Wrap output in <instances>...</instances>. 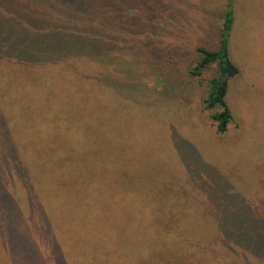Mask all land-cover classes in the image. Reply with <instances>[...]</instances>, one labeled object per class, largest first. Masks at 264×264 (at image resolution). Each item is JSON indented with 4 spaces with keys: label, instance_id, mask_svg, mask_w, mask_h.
Returning <instances> with one entry per match:
<instances>
[{
    "label": "rangeland",
    "instance_id": "1",
    "mask_svg": "<svg viewBox=\"0 0 264 264\" xmlns=\"http://www.w3.org/2000/svg\"><path fill=\"white\" fill-rule=\"evenodd\" d=\"M132 1L141 4L143 0ZM3 2L0 0V53L9 49L8 36L20 30L19 25L9 28ZM228 5H232L235 17L231 57L242 72L232 81L228 100L235 121L225 134L216 132L209 112L204 110L202 87L189 91L178 106L187 123L177 127L160 123L159 132L145 135L151 146L147 148L138 140V126L151 130L152 119L146 115L154 117L158 112L146 113V107L130 104V99L124 102L127 97H116L105 89L101 91L103 98L84 100L83 96L98 91L85 87L83 81H72L75 89L65 93L68 86L59 82L47 87V69L21 81L17 74H24V68L0 61V104L6 109L0 111V264H61L60 257L63 264H104L100 256L121 263L165 264L175 255L170 251L176 247L183 250L184 244L194 248L198 263L200 257H206L222 264L231 259L233 264H264V254L256 255L258 259L250 253L228 251L213 232V222L203 215L210 208L237 201L236 194L228 196L230 189L244 190L247 202L253 208L260 207L264 218V0H178L176 10L148 31H158L166 43L179 44L181 60L189 66L197 46L218 48ZM134 14L139 30L142 15L138 11ZM144 39L141 34L139 41ZM10 42L16 43V39ZM118 61L121 65L111 66V71L103 69L104 75L112 80L117 75L124 94L150 96L148 101L154 102L163 88L161 81L147 70L138 74L139 69L136 65L132 69L128 59L119 57ZM126 70L134 79L126 76ZM133 70L137 75L131 74ZM215 71L212 66L205 75L211 77ZM31 82L40 96L26 89V83ZM56 98L59 109L68 100L76 105L69 103L64 116L55 114ZM17 99L23 107L20 113ZM104 115L118 118L113 129L112 161L99 159L101 146L94 143L102 141L101 135L90 138L96 125L101 129L107 125ZM61 120H69V124ZM173 127L197 155L199 161H192L198 168L190 170L186 164L192 161L186 163L174 142L170 144ZM161 133H165L160 138L166 140L164 151L163 143H157ZM204 181H219L221 187L216 186V194L206 197L209 189ZM200 218L203 224L194 226ZM204 224L213 234L208 240L198 237L200 230L208 229ZM227 255L233 257L228 260Z\"/></svg>",
    "mask_w": 264,
    "mask_h": 264
},
{
    "label": "trees",
    "instance_id": "2",
    "mask_svg": "<svg viewBox=\"0 0 264 264\" xmlns=\"http://www.w3.org/2000/svg\"><path fill=\"white\" fill-rule=\"evenodd\" d=\"M3 3L7 6L8 22L11 23V26L8 25L9 28L16 29L19 25L20 30L11 38L8 36L7 46L9 49L0 53L2 55L0 61L13 64L16 69L24 68L26 71L24 74H17L22 78L21 81H24L25 77L34 76V72L38 70L47 69L49 70L47 87L59 82L58 84L68 86L65 93L69 89H75L72 86V81H83L85 87L96 88V91L99 92H95L92 96H83L84 100L85 98H88L89 101L98 97L103 98L101 91L105 89L110 90L116 97H127L124 102L128 103L127 99H130V104L146 107V113L158 112V115H154V117L145 114L152 119L149 123L152 127L151 130L147 129L148 126H138V134L141 133L138 140L143 141L141 145H145L147 148L151 147L149 143L145 142V135L153 130L159 132L160 123L168 122L170 126L176 127L177 124L187 123L186 117L179 113L181 109L178 106H182L183 98L189 96V91L195 90L197 87L203 88L201 96L203 107L209 112L217 133H227L234 123V113L228 96L232 81L241 75L242 69L231 57L230 39L235 23L232 5H228L223 14L218 48L197 46L196 56L192 62L194 64L185 66L180 57L179 44L166 43L161 35L156 34L158 31L156 33L152 31V34L149 33L151 31H148L149 26H153L164 15L176 10L178 0H143L141 4H136L132 0H4ZM135 11L139 12V16L142 15L139 23L140 31L134 25L133 19L137 15L134 14ZM141 34L145 36V39L139 41ZM14 38L16 43H11L10 41ZM119 57L128 59L127 64H130L132 69L136 65L139 69L138 74L147 70L161 81L163 88L155 95L154 102L148 101L150 96L140 98L134 95V92L133 94L129 92L124 94L126 91H122L117 75L113 77V80L104 75L103 69L111 71L121 65L118 61ZM212 66L216 67L215 74L207 77L205 71ZM126 72L128 78L134 79L127 70ZM119 73H121V68L117 74ZM133 73L136 72L133 70L131 74ZM4 81H8V79L5 77ZM5 83L9 84V82ZM21 83L24 85L23 82ZM25 87L28 90L36 91L35 84L32 82L26 83ZM38 93L41 95V92L36 91V95L40 96ZM54 93L57 97L60 96L59 93ZM5 98L9 101L12 100L11 96ZM16 101L19 104V99ZM69 103L76 105L73 100H68L67 104L59 109L56 107L60 104L57 99L53 113L66 115L67 108H70ZM180 103L181 105H178ZM101 105L112 107L111 104ZM149 106L158 108H149L148 110ZM18 110L19 113L23 110L20 104ZM0 111L6 112L5 107H1V104ZM104 117L102 119L107 125L102 129L97 128L96 125L93 134L91 130L90 138L92 136L98 138L101 135L102 141L94 143L101 146L98 152L99 159L112 161L113 147H115L112 142L115 136L113 129L118 118L114 115H104ZM165 119L167 120L165 121ZM61 123L69 124V120H61ZM154 127L159 129H154ZM176 129L178 128L173 127L172 132L170 131L169 137L172 135L170 144L174 142L176 150L186 163L192 161V158L198 160L197 155L194 156L189 150L188 141H185ZM164 134L161 133L157 137L159 139L157 143H163L164 147L161 148L163 151L166 149V143L164 144L166 140L160 141V138ZM181 156L177 158L178 163H180ZM186 165L189 169L190 167L198 168L197 165L193 166V161ZM201 166L205 168L204 165ZM204 168L200 167L199 170ZM204 182L209 189L206 190V197L216 194L214 192L216 186L221 187L219 181ZM229 193L236 194L239 199L223 204V206L210 208L203 215L208 216V219L213 222V232L218 233L225 247L227 246L226 249L231 253L242 251L255 257L264 254V218H261L260 207L250 206L244 190L232 192L228 189V196ZM87 205H89L88 199ZM194 224V226L199 224L201 226L202 218ZM204 225L207 226V224ZM210 230L209 227L207 230H200L198 237L208 240L213 236ZM179 236L183 238V236ZM185 236L187 237L186 234ZM185 239L190 240L188 237ZM192 249L194 248L189 244L187 246L184 244L183 250L176 247L175 250L170 251L175 255H170L165 264H222L216 258L213 260L206 257H200L198 263ZM200 252L205 255L203 250ZM178 253L182 254V257H178L176 255ZM227 256L228 260L233 257L232 255ZM99 258H104V264H108V261L111 260L108 257L100 256ZM258 259L260 258L258 257ZM58 261L61 264L64 263L61 257L58 258ZM114 261H110L109 264ZM126 261L133 264L130 260H124L122 263L116 260L115 264H124ZM231 261L235 260L231 259L227 263L224 260V264H233Z\"/></svg>",
    "mask_w": 264,
    "mask_h": 264
}]
</instances>
